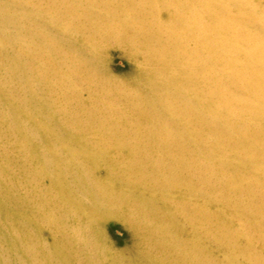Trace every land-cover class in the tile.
Returning a JSON list of instances; mask_svg holds the SVG:
<instances>
[{"label":"bare ground","instance_id":"6f19581e","mask_svg":"<svg viewBox=\"0 0 264 264\" xmlns=\"http://www.w3.org/2000/svg\"><path fill=\"white\" fill-rule=\"evenodd\" d=\"M260 245L264 0H0V264H264Z\"/></svg>","mask_w":264,"mask_h":264},{"label":"rangeland","instance_id":"374dc122","mask_svg":"<svg viewBox=\"0 0 264 264\" xmlns=\"http://www.w3.org/2000/svg\"><path fill=\"white\" fill-rule=\"evenodd\" d=\"M126 68V63L124 62V60L118 56H114L111 61L109 66L107 67L108 71L111 73H118L121 71H124ZM82 157V156H81ZM89 158V157H87ZM91 162L96 166V168L98 169V172L102 175L105 176L104 178H102L101 180L105 181L106 183H108L110 186H113L115 191H123L125 189V187L119 182V180L115 179L113 176H111L108 172V167L105 166L104 160L102 157H96L93 156L91 158ZM125 159H122L119 163H117L115 165L116 170H121L125 167ZM249 174H253V172L251 171ZM113 183V185H112ZM188 192V191H187ZM147 196V195H146ZM148 197L150 198L151 196L148 193ZM215 211V208L213 209ZM209 216L212 215V213L208 214ZM231 220H224L228 223H231L233 225H241L242 224V219L241 218H230ZM117 222L113 221V220H109L107 222H105V231L107 233V235L114 241H116L117 243H119L124 249H126L129 245V239L126 232H125V228L123 226H121L118 222V220L116 219ZM200 222H195L194 219L191 218H187V217H179V220L176 221L174 223V227L177 228L179 231L183 232H187L190 235V240H192V244L193 245H200L202 246L199 254L201 256L207 255L204 252H211V253H215L220 247H222V245L215 240L212 237V232L213 230L210 227V223L211 221L208 223V225L206 226V228H204V231H202L201 229H199V227L197 226V224ZM248 238L253 237L252 233H249ZM203 243H207V244H203ZM261 248H264V245H260ZM194 252L196 253V250H194ZM232 254H225L222 255L221 253H218L217 255V259L221 261H228V262H237V264H249V262L243 258H238L235 259L230 258V259H226L225 257H229L232 256ZM219 257V258H218Z\"/></svg>","mask_w":264,"mask_h":264}]
</instances>
